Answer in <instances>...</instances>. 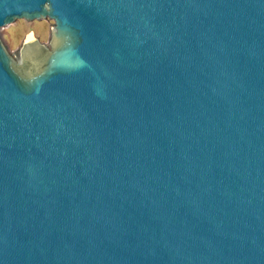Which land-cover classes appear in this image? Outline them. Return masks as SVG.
<instances>
[{"label": "water", "instance_id": "water-1", "mask_svg": "<svg viewBox=\"0 0 264 264\" xmlns=\"http://www.w3.org/2000/svg\"><path fill=\"white\" fill-rule=\"evenodd\" d=\"M0 264H264V0H0Z\"/></svg>", "mask_w": 264, "mask_h": 264}, {"label": "rangeland", "instance_id": "rangeland-1", "mask_svg": "<svg viewBox=\"0 0 264 264\" xmlns=\"http://www.w3.org/2000/svg\"><path fill=\"white\" fill-rule=\"evenodd\" d=\"M53 20H42L28 22L18 20L10 26L0 29V38L6 46L9 53L17 57L18 50L24 38L39 37L42 42H48Z\"/></svg>", "mask_w": 264, "mask_h": 264}, {"label": "bare ground", "instance_id": "bare-ground-1", "mask_svg": "<svg viewBox=\"0 0 264 264\" xmlns=\"http://www.w3.org/2000/svg\"><path fill=\"white\" fill-rule=\"evenodd\" d=\"M30 38H32L31 36L29 37V38H27V39H30Z\"/></svg>", "mask_w": 264, "mask_h": 264}]
</instances>
